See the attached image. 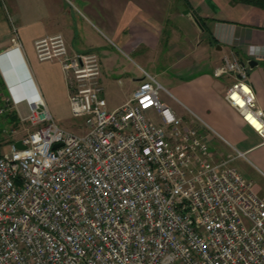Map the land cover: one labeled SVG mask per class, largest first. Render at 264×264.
I'll use <instances>...</instances> for the list:
<instances>
[{"label": "built area", "instance_id": "1", "mask_svg": "<svg viewBox=\"0 0 264 264\" xmlns=\"http://www.w3.org/2000/svg\"><path fill=\"white\" fill-rule=\"evenodd\" d=\"M10 42L21 49L15 28ZM33 46L59 64L85 131L59 126L38 93L21 114L0 84V116L32 126L23 147L0 145V264H264V197L230 165L242 152L212 150L221 136L176 115L154 76L107 109L95 53L69 51L61 34ZM248 68L229 52L213 75L233 77L224 98L264 142Z\"/></svg>", "mask_w": 264, "mask_h": 264}, {"label": "crops", "instance_id": "2", "mask_svg": "<svg viewBox=\"0 0 264 264\" xmlns=\"http://www.w3.org/2000/svg\"><path fill=\"white\" fill-rule=\"evenodd\" d=\"M1 2L7 15L2 12ZM13 28L21 55L11 54L14 72L5 73L0 66V84L3 96L13 101L21 114L25 111L24 97L38 93L54 119L71 116L59 64L39 60L33 46L37 39L61 34L69 51L97 55L105 99L106 79L121 82L116 76L126 72L120 58L131 60L139 71L131 80L127 77L128 94L123 102L145 73L162 77L167 84L164 92L187 114L181 116L163 102L176 115L190 120L193 113L213 128L221 137L209 136L212 150L222 156L242 152L231 162L246 160L236 166L237 170L264 197V142L224 98L233 77L213 75V69L229 52L242 61L254 60L246 81L264 108L263 7L250 0L0 1V51L10 47ZM4 66L9 69L7 63ZM15 78L22 81V87H17ZM106 107L110 109L107 100ZM245 163L253 168L248 169Z\"/></svg>", "mask_w": 264, "mask_h": 264}, {"label": "rangeland", "instance_id": "3", "mask_svg": "<svg viewBox=\"0 0 264 264\" xmlns=\"http://www.w3.org/2000/svg\"><path fill=\"white\" fill-rule=\"evenodd\" d=\"M0 1H4V0H0ZM1 6H2L3 14L7 15L6 12L4 11V4L2 2H1ZM10 47L0 51V53L9 49ZM109 47H112V45L109 44ZM118 61L121 67H123L124 70L126 71V72H120V74L116 76L121 79V82H118V83L112 82L113 81L111 80L112 78H107L106 81L104 82V95L108 103V108L110 109L120 105L123 102L124 97L128 94V82L129 81L127 82V77L130 78L131 80V78H133L139 72L138 67L128 58H125V57L120 58L118 59ZM168 74L170 73L168 72ZM155 77L163 85V87L165 88L167 87V84H165L162 77L160 76H155ZM159 99L162 101H166L169 104V106L171 108L173 107L179 115L185 116L187 114L184 108L181 105H177L176 103H174V101L164 91L159 92ZM17 118H18V121L16 122L7 121V119L0 118V145H6V144H9L10 142L20 139L21 137H23V135L26 133L27 130H30L32 128V126L30 125L28 121H21L18 116ZM53 120L59 126L67 130H70L74 133L80 134L83 131H85L84 117H73V116L67 115V116L62 117L61 119L53 118ZM243 162H246V160L238 159L236 161L231 162L230 165L234 166L237 169L236 166L242 165ZM247 163H245V165ZM246 167L248 169L253 168L249 164H247Z\"/></svg>", "mask_w": 264, "mask_h": 264}, {"label": "bare ground", "instance_id": "4", "mask_svg": "<svg viewBox=\"0 0 264 264\" xmlns=\"http://www.w3.org/2000/svg\"><path fill=\"white\" fill-rule=\"evenodd\" d=\"M20 50L21 49L19 48L18 45H12L9 49H7V50H5V51H3V52L0 53V56L3 55V57H4V59H0V66L2 67V70L5 73H7V70L10 71V72L11 71L14 72V61H13V59L11 57V54L13 52H16V53L18 52L21 55ZM5 63H7V67H9V69L8 68H5V66H4ZM15 82L17 84V87H22L23 83H22V81L20 79L19 80H16V78H15ZM12 91L15 93V91L13 89H12ZM25 91H27V90H25ZM35 96H36L35 94H31V95L28 94V95H26V97L30 101H33V99H35Z\"/></svg>", "mask_w": 264, "mask_h": 264}, {"label": "trees", "instance_id": "5", "mask_svg": "<svg viewBox=\"0 0 264 264\" xmlns=\"http://www.w3.org/2000/svg\"><path fill=\"white\" fill-rule=\"evenodd\" d=\"M250 2L264 8V0H250ZM0 118L7 119V121H18L17 115L14 111L6 113L3 116H0Z\"/></svg>", "mask_w": 264, "mask_h": 264}, {"label": "water", "instance_id": "6", "mask_svg": "<svg viewBox=\"0 0 264 264\" xmlns=\"http://www.w3.org/2000/svg\"><path fill=\"white\" fill-rule=\"evenodd\" d=\"M185 11H188V10H185ZM248 63H249V65H252V64H254V63H256V62H255L254 60H249ZM14 144H15L16 147H19V148L23 147V146L21 145V141H20V140H16V141L14 142ZM57 146H59V144H55V145H54V147H57Z\"/></svg>", "mask_w": 264, "mask_h": 264}]
</instances>
